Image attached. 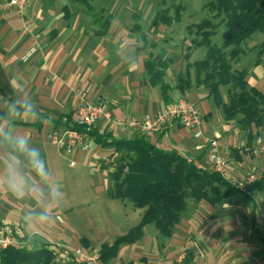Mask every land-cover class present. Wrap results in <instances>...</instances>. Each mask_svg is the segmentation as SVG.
<instances>
[{
  "label": "crops",
  "instance_id": "0c3cea01",
  "mask_svg": "<svg viewBox=\"0 0 264 264\" xmlns=\"http://www.w3.org/2000/svg\"><path fill=\"white\" fill-rule=\"evenodd\" d=\"M101 1L105 0H91V3L95 7ZM119 4L114 13L105 7H95L90 13L75 6L71 0H35L23 11L13 10L0 15V95L28 92L38 107L51 117L50 124L29 121L19 123L18 128L41 149L53 174L62 183L64 193L63 201L53 205L52 221L41 228H28L23 223L22 210L35 202H21L0 191V237L8 230H13L18 237L39 232L71 249H81L83 238L100 247L112 243L140 223L144 209L136 208L129 200L109 195V172L103 160L111 154L110 149L102 147L89 134L88 151H63L50 140V134L73 125L79 90L87 91L92 102H103L112 116V120L104 119L97 126V135L115 139L137 136L132 130L117 127L113 119L142 118L146 114H155L169 103L159 88L151 87L147 82L145 61L151 53L163 59H174L165 76L172 88L169 92L171 102L177 95L200 102L204 116L202 132L218 141L221 152L233 165L234 176L249 173L244 170L245 154H256L257 157L264 154V135L256 138L250 151L243 153L247 144L245 131L226 122L223 113L221 116L216 113L203 87L184 94L176 89L179 75L185 72L187 63L185 54H177L168 45L160 46L158 39L167 27L160 26L159 33L150 34L152 36L143 28L150 43L145 50H140L143 46L141 35L130 31L133 15L137 12L124 11L123 2ZM65 7L69 8V14ZM95 15L112 17L105 35L97 33L99 27L94 23ZM154 16L148 19L149 25ZM141 17L144 27L147 19ZM126 21L130 22V28ZM151 42L156 46H151ZM36 43L40 45L38 53L29 62H23L24 53ZM129 58H135V62L122 60ZM194 61L190 58V62ZM262 65L264 59L250 71L248 83L264 92V70L258 72ZM146 137L157 147L176 151L206 167L208 146L202 139L195 138L191 130L176 124L161 134ZM233 148L241 152L242 160L232 156ZM248 171L252 172L251 169ZM223 205L213 207L205 202L196 205L192 217H184L176 225L172 237L168 238L171 248L166 253L187 249L190 264H249L263 256L264 242L254 227L262 233L263 230L255 212L248 229H242L237 211ZM123 229L126 231L111 235ZM153 238L164 237L156 228L149 233L144 230L141 240L149 244L151 251L155 244ZM141 240L129 246L136 247ZM124 246L126 248L122 246L120 250L129 248Z\"/></svg>",
  "mask_w": 264,
  "mask_h": 264
},
{
  "label": "trees",
  "instance_id": "16d2710c",
  "mask_svg": "<svg viewBox=\"0 0 264 264\" xmlns=\"http://www.w3.org/2000/svg\"><path fill=\"white\" fill-rule=\"evenodd\" d=\"M71 1L86 12L91 13L95 8L91 0ZM206 7L211 17L188 28L190 34L194 35L192 46L196 49L204 48L205 54L194 62H190L189 52L185 54V72L180 73L176 89L184 94L193 88L203 87L213 106L221 109L224 120L228 123L235 122L238 128L245 131L247 144L243 153H247L264 131V92L250 86V72L247 68L236 70L234 64L248 52L255 53L254 67L261 65L264 59V40L249 50L245 48L255 34L264 35V0H207ZM171 8L155 12L149 25L152 34H158L162 25L171 27L181 21L184 10L182 3H173ZM64 9L69 14V8ZM141 18L140 13L133 15L134 24L130 31L141 35L143 46L139 49L145 50L150 42L143 31ZM94 23L99 27L98 35L102 36L110 29L112 17L95 15ZM221 26L224 30L221 34L222 42L218 45L214 43L213 37ZM151 46L155 47L156 44L151 42ZM173 62L172 57L163 59L152 53L145 61L148 84L159 88L167 103L171 102L169 92L172 88L165 81V76ZM72 128L87 132L77 125ZM87 133L95 137L102 147L112 149L120 155L112 171L105 167L109 170V195L112 198L129 200L136 208L144 209L137 226L117 237L114 242L101 245V264H109L114 260L122 246L139 242L144 237V228L148 225H154L162 237H172L176 225L194 208L191 209L190 201L195 206L205 202L217 207L230 197L241 194L219 174L190 161L176 151L157 147L146 136L137 135L131 139L107 138L97 135L96 128ZM231 152L237 160H242L238 149L233 148ZM261 190H264V173L253 184L251 192ZM254 230L264 242L262 231L256 226ZM31 244L35 245L32 249L30 246H9L1 249L0 264H59L55 262L47 243L33 240ZM81 244L84 248H90L91 245L86 238L81 239ZM182 264H190L188 255Z\"/></svg>",
  "mask_w": 264,
  "mask_h": 264
},
{
  "label": "rangeland",
  "instance_id": "374dc122",
  "mask_svg": "<svg viewBox=\"0 0 264 264\" xmlns=\"http://www.w3.org/2000/svg\"><path fill=\"white\" fill-rule=\"evenodd\" d=\"M120 2H123L124 11L128 12V10H132L134 12L140 13L147 19V21H145V25L143 28L149 36H152L150 35L152 33L148 30L149 29L148 19L151 18L156 11L166 8L172 9L171 7L173 3L178 4L179 2H181L182 5L184 6L181 21L165 29V32L161 34L160 39H158L159 44L160 46H164V47L166 45L171 46L177 54H180L181 52L184 55L189 52L191 54L192 60L201 59L204 56L206 51L204 48L196 49L194 46H192L191 41L194 38V35L190 34L188 28L190 26H194L196 24L201 23L202 20L205 18L211 17V14L209 13L208 8L206 7L207 0H179L176 2H173L172 0H107V1L105 0L96 4L95 7L97 8L105 7L107 8L108 11L114 13L116 12V9H118ZM126 23H129L127 27L130 28L131 26L130 22L126 21ZM223 30H224L223 26H221L218 29L217 35L213 37L214 43L218 45L221 44L222 42L221 34ZM263 40H264L263 34L260 33L255 34L252 37V39L245 45V48L249 50V48L253 47L256 43L262 42ZM189 47H191V49H189ZM254 58H255V53L248 52L246 55H242L240 57V60L234 64V68L236 70H242L247 68L250 72L254 68L253 66ZM258 70H259L258 72L263 71L264 65H262ZM225 92L226 89L224 88L223 93ZM176 99H188L190 101H193L187 96L177 95V97L172 99V102ZM193 102L197 103L198 105L200 103L196 101ZM212 108L214 110H217L216 113H218L221 116L222 114L221 109L214 107L213 103H212ZM232 126L237 127L235 122H232ZM263 135L264 132L262 136ZM110 150H111V154L108 155L107 157L111 158L110 162L112 161L116 162L120 155L119 153L117 154V152H114L112 149ZM257 156L258 155L256 154L255 155L245 154L244 170L249 173H244L245 175H243V177H247L248 175L251 176L252 174L255 176L256 179L252 183L247 185L246 191H241L237 189L242 194L234 195L233 197L228 199L223 206H226V208H234L237 211V216L239 217L240 220L239 223L241 224V228L243 227L242 229H246L248 227L251 221L252 214L253 212H255L256 216L258 217V221L261 226V229L263 230L262 235H264V190L251 192V188L253 184L257 180H259L261 175L264 173V154L259 157ZM105 166L112 171L115 168V163L114 164L110 163L108 165L106 164ZM108 169L107 171L109 172ZM250 169L252 170V172L248 171ZM189 204L191 206V209L195 207L193 201H190ZM192 210L186 214L185 218L192 217L194 211ZM131 214L132 217L135 216L134 212H132ZM131 223L133 224L135 222H131ZM153 229H155L154 225H149L146 229L144 228L145 232L147 231V233H149ZM124 231L126 230L124 229L116 230L111 235H118L119 233H123ZM141 241H142L141 244H138L136 245V247L133 248L130 247L129 245H126L129 246V248L125 250L121 249L119 252L118 259L112 260L109 264H182L183 260L188 254L187 249H180L178 250V252L176 251L172 252L171 250L169 253H166L171 248L168 245L170 243V241H168V238H163V239L153 238L155 244L153 245L152 251L149 250V244L146 241L144 240ZM34 246H35L34 244H31L30 248L32 249ZM100 247L98 245H91L90 248H85L84 250L83 247L81 249L86 253H97L99 255ZM122 248H126V247L123 246ZM164 249L165 251L163 252ZM54 260L59 264H64L61 260L57 261L55 258ZM256 260L257 261L252 260L251 263L249 264H264V255L260 256V258L259 259L257 258Z\"/></svg>",
  "mask_w": 264,
  "mask_h": 264
},
{
  "label": "built area",
  "instance_id": "2783aa9c",
  "mask_svg": "<svg viewBox=\"0 0 264 264\" xmlns=\"http://www.w3.org/2000/svg\"><path fill=\"white\" fill-rule=\"evenodd\" d=\"M32 1L35 0H0V15L13 10L23 11ZM39 48V43L30 47L22 56V61L25 63L29 62L38 53ZM77 96L78 104L73 125L82 127L88 132L89 130L97 128L102 120H112V116L106 109L105 104L103 102H92L87 91L78 90ZM113 122L119 128L132 130L137 135L142 136L161 134L166 128L176 124L183 126L191 130L195 138L202 139L208 146L206 164L208 170L219 174L223 179L241 191H246L247 185L256 179L252 174L251 176H242L240 178L232 174L233 165L221 152L218 141L206 137L202 132L204 116L201 107L188 99H176L166 104L155 114H146L142 118H114ZM73 125L64 130L52 131L50 140L63 151H88L89 134L72 128ZM258 144L261 146V140L258 141ZM110 159V157H106L103 163L105 165L110 163L114 164L115 162H110ZM74 164L71 163V165ZM33 240L47 243L55 259L57 261L61 260L64 264L68 262H72L73 264H101L97 253H86L82 249H71L68 246L47 238L39 232L36 235L28 237H18L13 230H8L0 237V250L9 246H30V242Z\"/></svg>",
  "mask_w": 264,
  "mask_h": 264
},
{
  "label": "clouds",
  "instance_id": "9594fccd",
  "mask_svg": "<svg viewBox=\"0 0 264 264\" xmlns=\"http://www.w3.org/2000/svg\"><path fill=\"white\" fill-rule=\"evenodd\" d=\"M122 60L135 62V58ZM29 121L50 124L51 117L28 92L0 95V191L21 202L34 201L22 210L23 223L41 228L54 219L53 205L63 201L64 193L41 149L18 128L19 123Z\"/></svg>",
  "mask_w": 264,
  "mask_h": 264
}]
</instances>
